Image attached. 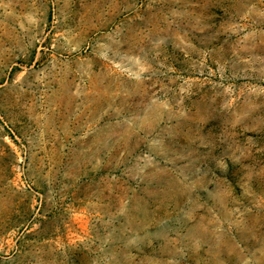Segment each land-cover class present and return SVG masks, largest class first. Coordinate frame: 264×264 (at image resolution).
Masks as SVG:
<instances>
[{"label": "rangeland", "instance_id": "374dc122", "mask_svg": "<svg viewBox=\"0 0 264 264\" xmlns=\"http://www.w3.org/2000/svg\"><path fill=\"white\" fill-rule=\"evenodd\" d=\"M0 264H264V0H0Z\"/></svg>", "mask_w": 264, "mask_h": 264}]
</instances>
